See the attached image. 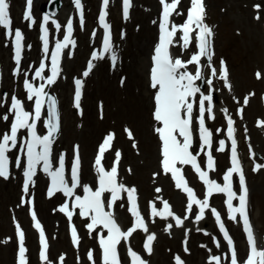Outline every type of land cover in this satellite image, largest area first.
I'll list each match as a JSON object with an SVG mask.
<instances>
[{
	"label": "rangeland",
	"instance_id": "374dc122",
	"mask_svg": "<svg viewBox=\"0 0 264 264\" xmlns=\"http://www.w3.org/2000/svg\"><path fill=\"white\" fill-rule=\"evenodd\" d=\"M47 1L49 0H36L35 15L37 16L34 17V20L38 18V15L42 11V5ZM131 1H133L135 6L132 8L131 16L128 17V19H125L124 16L121 15L122 10L120 0L114 1L115 4L109 13V17L114 22L115 28L117 29L118 41L115 45V50L121 57L120 64L123 63L124 65L122 71L120 70V66L113 69L110 68L108 64H106L104 68H96L92 70L90 76L86 77L87 88L81 98V109L75 108L73 81H75L76 77H83V72L86 71L89 58L91 57L90 50L92 48V44L99 42L96 38L92 42L88 43V41H91V32L96 29V15L101 8V5H99L100 2L94 3L91 0H84L86 4V12L83 14L82 25L79 15L77 30L79 35H81L82 40H85L83 41L85 44L75 45L76 52L69 57L68 55L66 56L65 73L62 80L67 78V82H63V84H65L64 86H61L60 84L56 85L53 91L61 97L64 110V114L62 115L63 124L60 132V138L64 132L67 133L70 130L69 127L67 128L69 124L71 125V129L73 128V130H76V133L85 129V141L76 138V135L74 137L72 135V131L67 134V137L62 144L58 143L59 147H66L70 150L73 145L75 146L79 143L81 144L82 155L85 157L86 153H89V155L92 156L98 152L99 146L109 133H116L114 140L117 139L118 135H122L126 140H128L129 138L124 130L125 128L132 130L137 144L135 149L139 151V162L145 166L146 170H136V172L131 170L132 173L138 177V180L133 177L130 185L137 188L136 195H141L142 198V193L144 194L146 191L144 186L147 182L145 180L146 176L148 175V177H150L149 174L153 172L152 170L156 169L158 162L156 167H154L155 160L152 157L154 140L151 141L149 137H146L144 138V142L142 141V137L136 130L137 125L135 122H137V118L135 117L140 115V118H143L145 113L149 118L152 116V112H154L153 96L155 90H153L152 93L149 87V70L151 67L149 59L153 44L156 41L158 34L156 25L159 16L160 4L159 1L156 0V11H154V14L151 13V15H147L145 17L146 19H144L143 12L149 8V1ZM12 2L14 15L13 22L20 24V22L24 19L23 8L25 0H12ZM69 2L72 3L73 6V0H69ZM230 3L231 0H208V7L206 11L209 24L212 28H214L217 35L216 43L218 53L216 61L219 63L222 59L228 62L227 68L229 75L227 83L231 85V88L229 89V87H227L224 80H222V87H225L226 91H232V100L221 98L220 96L218 97L219 99L216 107L212 109V114H214L215 119H210L209 113H205L206 126L212 131L214 136L212 141H215V145L212 147V155L217 159L218 166L220 165L217 167V161L214 159L215 170L209 171V176L211 179L221 183L223 178L221 171L225 170V175L227 169L231 167V163L228 161V150H226L227 135L225 133V118H223V114L225 113V110H227L226 112H228V114L238 116L237 113L240 112L239 110L242 108L243 112H240L241 116H238V124L242 140L241 150L244 160L246 159V173L249 176L248 180L252 190L251 215L257 228L259 229L260 240L264 245V168H261L259 171H254L256 164H264V132L261 130L264 126V102L261 101V99L264 100V80L261 86L260 78L258 79L256 75L257 72H259L260 65H258V62L264 51V44L261 41L257 42L253 40L248 34L245 25L243 23H238L235 20L237 19L236 16L239 14V10L234 6V8L230 6ZM186 9L187 8L185 7L183 11V18L185 17ZM153 21H156V23H153ZM36 25L38 28H32L30 37L26 38L27 45L30 47V51H28V58L24 63L27 67L29 66L28 63H34L32 67L35 66V64L40 65L46 56H49L50 51L53 49L52 47L49 48L48 53L45 54V52H43L36 43L38 39H42L43 23L38 22ZM48 29L49 34H51V29L49 27ZM21 30L28 34V32L24 29ZM121 30L126 31L127 33V35L123 38L120 36ZM74 31L75 28L73 25V32ZM149 31H152V40L150 41L148 47L145 48L144 44L140 43L139 40L140 38L144 40ZM50 36L51 35H49V39ZM62 36L63 35H60L59 38L61 39ZM57 38L55 42L57 41ZM3 41L6 42L8 46L7 51L3 50L2 43L6 45ZM10 48L9 39H5L0 33V53L2 50L4 51L3 55L1 53L2 61L0 65H2V69L5 72V82L7 83V92H5V94L2 93L4 97L0 98L1 110L4 109L6 104L11 107L12 97L17 94L15 90L20 91L23 88V85L20 84V82L25 79L24 76L20 74H12V70L15 68V63L11 62L12 55L10 53ZM76 59L77 61L75 65L70 67L68 61L73 62ZM212 64L213 61L211 62V65ZM262 66L264 67L263 64ZM129 67H132L136 72V74L132 75V77L128 69ZM10 73L12 74L11 76ZM209 73L210 71H208L207 76ZM122 78L125 79L123 85H121ZM222 87L216 85V93L225 94L224 91H221ZM259 91L260 95L258 94ZM107 93H110L111 98H114V100L108 101ZM146 95V102L148 103L147 107H145L144 101ZM245 98L248 99V103L246 105L244 104ZM107 104L109 105V109L106 107ZM139 105L141 107V111L139 110ZM69 107H73L72 110L74 113H77L78 111L79 117L72 116V118L69 119V113H72ZM10 125L11 120L9 122V126ZM102 125H104V129L100 130ZM147 130L151 133L150 126ZM251 131L252 133H250ZM89 136H94L97 139L96 142L94 143L93 140H89ZM253 138H258V148H256V143L252 142ZM220 140H224L226 143L225 150L222 152L217 150L219 148ZM131 142L133 143V141ZM195 143L196 148L199 149V138H197ZM155 145L158 147V150H160V144L156 139ZM115 146L116 149L122 153L120 144L115 142ZM155 151H157V149H155ZM16 153L17 152L15 151L13 155L14 160ZM108 161H112V159H109ZM82 162L85 164L83 158ZM201 164L205 168V164ZM205 170H208L207 167ZM146 171L147 174H145ZM84 173L85 176L89 175L88 168L85 167ZM233 176L237 184L236 175L233 174ZM18 179L19 177L17 180L11 176H9L8 179L0 177V264L14 263V257H11L10 259V257L6 255V251L1 248V243L10 239L15 233H18L16 227L17 223L20 225V229L23 230V232L27 226L31 227L33 224L32 208H30L27 212L20 211L21 220H19L25 224L20 223L15 215L16 205L22 203L24 199L21 184L22 182L21 180L18 181ZM85 179H87V177H85ZM153 182L154 180H152V184ZM191 182L192 183H190L189 186L194 190L197 198L204 199L207 187L203 181L199 178V180L192 179ZM141 185H143V188ZM171 185L175 190L169 191L162 187L160 191L161 199L168 202L171 211L175 215L180 216L182 219L185 216L188 217L187 219H184L186 228L176 234H173L172 229H167L166 221H159L157 223L155 219H152L148 222L146 213L144 211L140 212L148 231L145 232L143 229H137L133 232L130 238L131 243L127 241L123 244V246H121V252L126 256L124 257L126 261L121 264H132L130 256L127 255V248L129 246L144 260L146 259L149 264H176L174 259L176 255H179L185 261V264H215V262L211 260V257L214 255L230 259V247L224 239V236L221 234L219 224L215 219V216L212 214L211 208H215L220 213L225 227L229 228L230 236L235 244L238 259L243 262L245 260V254L243 255V252L246 247L244 233L241 229V223L238 226L237 220L234 221L229 218L226 194L214 193L209 198L210 207L205 210L204 219L196 221L195 216L199 212V206L193 205V208L189 213L187 211V193H179L181 194V198L175 201L173 198V192L176 191L177 187L175 186V183ZM157 188L160 189V186H156V189ZM236 192L238 193V184ZM62 199L52 201L50 200L48 193L44 192L38 196H33L30 201H33V206L36 201L39 202L42 209L43 206L47 209L54 203L55 210L60 211L59 209L63 204ZM233 203L234 205H238V200H234ZM142 210H144V208ZM151 210L152 206H150V212ZM145 211L148 213V209H145ZM53 218L55 219L54 213ZM171 218L174 219V217ZM123 222L128 226V228L133 227L135 217L131 215L128 220L124 219ZM68 226L69 229H72V227L75 226L79 237V244H75L73 239L68 237L66 228H62V231L60 232L59 226L53 225L50 235H45V238L48 237L50 242L49 252L47 254V259H50V263L92 264V261L88 258V252L91 251L93 253L95 264H100L98 246L95 242L96 239H94L96 236L94 235L93 237L92 235L86 233L80 235L76 223L69 224ZM43 231L46 233L44 229ZM179 233H186V236L180 237L179 240H177L175 239L177 237L174 236ZM151 234H155V240L152 242V252L149 254L145 249V244L147 242V237ZM159 234L162 236L161 238H159ZM217 241H219V247H217ZM185 247L188 249L187 252H185ZM37 248L38 245H36V253L38 255ZM61 256L64 257L62 262L60 260ZM127 256L130 258V262H128ZM53 261H55V263ZM38 263L39 262H37V264Z\"/></svg>",
	"mask_w": 264,
	"mask_h": 264
},
{
	"label": "snow or ice",
	"instance_id": "6c2138e0",
	"mask_svg": "<svg viewBox=\"0 0 264 264\" xmlns=\"http://www.w3.org/2000/svg\"><path fill=\"white\" fill-rule=\"evenodd\" d=\"M77 9H80V22L83 24V10L81 0H74ZM33 0H26V11L24 13V20L31 21L33 24L35 20L32 16ZM162 5V20L159 23V40L154 48V54L151 57L152 66L150 69V87L154 91V112L153 119L157 123L154 127V132L157 134L161 141V166L164 174H171L175 180L176 187L182 189L188 196L187 211L190 213L193 205L199 206V212L195 216L196 221L204 219L205 210L210 207L209 198L214 193H224L227 196V207L229 210V218L236 220L237 215L242 218L244 231L249 244V252L243 264H264V248L258 247L257 238L254 229L251 225L248 209V187L245 181V175L240 163L237 152V142L234 138V121L228 117L227 134L231 139V167L227 169L226 174L223 176V184L218 183L216 180L211 179L209 171L215 170V161L211 151L212 145V131L206 126L205 113H209L210 119H215L212 114L211 102L213 96L211 92L205 95L201 92L200 87L195 83L202 77L200 64L202 58H207L209 67H211L213 57L212 37L214 35L213 29L205 22L206 20V6L204 0H190V7L187 9V17L184 23L177 25L172 22L171 17L182 15L178 11V6L181 0H160ZM109 0H103L104 11L99 16L100 24L103 26L105 32L103 37V53H111L112 66L115 67L118 56L113 49L111 41L110 24L106 22L107 7ZM264 5V0L260 3L254 4L257 10L256 20H260V10ZM131 7V0H123V16L125 19L129 17V9ZM9 0H0V26L7 29L8 37L14 36L15 45V73L20 74V63L22 60V52L24 49V34L17 28L12 29V18L9 12ZM50 17L45 15L43 17L42 26V40L43 50L45 54L49 51V29L47 27ZM156 23V21H153ZM57 23V30L60 29ZM73 34V24L71 21L67 23V32L63 40H57L55 49L52 51L51 60V74L45 76L44 71L46 64L41 62L39 68L35 71V77L39 78L45 83L36 86L33 82L29 81L25 74L24 87L27 92V99L34 100V110H25L23 102L12 97L11 112L14 113V120L11 123L10 131L4 132L0 136V177L8 179L10 176V158L8 153L11 149L17 147L18 134L22 129L28 131V137L23 139L19 148L20 153L26 155V167L23 169V176L25 177L23 183V192L27 195L29 193V186L35 183L34 176L36 175L37 167L42 165V170L51 178V187L48 190V195L52 196L57 192H62L65 196L71 198L74 196L75 189L83 187L84 195H75V202L73 209L69 208L67 203L60 207V211L66 213L69 220H71L74 210L79 209L82 217H90L91 222L86 225L89 230L94 231L96 227L102 226L107 230V235L103 232L99 234V244L102 250V264H121L118 246L122 241H127L132 236L133 232L137 229H143L147 232L148 228L144 222L143 217L139 211V205L136 195L135 187H126L123 183L118 182V166L121 160V152L115 150L114 163L110 170L105 169L102 164L105 153L112 149V144L115 139V133H109L101 143L98 149V155L95 158V171L98 173V188L93 190L89 185H81L80 182V153L79 145L74 147V158L71 165V184L66 178L65 172V154H60L58 159V167L53 168L52 164V146L57 133L60 130V118L57 110V100L51 96L45 89L46 86H51L56 83L62 71L60 61L64 54V49L69 45L75 46V41L71 38ZM179 34V35H178ZM195 34V35H193ZM95 35V33H93ZM123 38V36H122ZM195 40L198 51L193 53L188 60H184L179 56L173 55L171 49L175 45H179L183 50L189 49L190 45ZM47 58V56H46ZM102 56L96 52L92 54V60L101 59ZM90 60L87 64V70L83 72V76L87 77L95 67V64ZM196 65L195 74L187 70L188 65ZM220 79L224 80L229 89L231 85L228 81V68L226 62L222 59L220 61ZM212 76H216L217 68L211 67ZM257 78H260V73L257 72ZM125 79H121L123 85ZM209 85L212 80L207 81ZM84 81L82 79L75 80V108L81 109V98ZM200 93L198 100V116L196 121L198 124V134L200 140L199 150L205 152L207 156V169L201 167L198 163V153L194 154L192 151L194 144L193 135V111L196 94ZM208 102V107H206ZM248 103L245 98L244 104ZM47 104L48 116L45 122L47 129L46 134H39L37 131V122L41 120L42 109ZM102 108V105H101ZM227 110H225L226 112ZM241 113L243 109L239 110ZM82 115V110H81ZM3 120H8V115H4ZM125 133L129 140L133 141L132 146L135 148L137 144L131 129L125 128ZM219 131V130H217ZM218 151L225 150V141H219ZM254 155V154H253ZM179 165V166H178ZM183 165H190L198 173L199 178L207 187L206 196L204 199H198L194 190L188 185V182L183 175ZM15 166L21 168V158L17 156L15 159ZM264 168V164H256L254 171H259ZM131 171V169H129ZM233 174H238L240 193L238 194L233 189ZM157 192L161 190L156 189ZM105 193L109 195L106 197ZM122 193H127V200L129 202V211L135 217L133 227L128 228L126 231L122 230L116 219L114 213L111 211L112 207L118 200H122ZM238 200V205H234L233 201ZM107 201L108 209H105V202ZM28 200H23L22 203H28ZM123 206V205H121ZM212 214L215 216L219 224V229L223 233L224 239L230 247V264H241L238 259L237 251L234 241L223 223L220 213L211 208ZM152 216H160L161 218L174 217L177 226H183L184 219L175 215L167 201H164L163 210H158L153 204L151 210ZM32 217L35 220V227L40 230V242L43 250L40 253L42 260L47 261V242L42 225L36 217L35 210L32 211ZM19 236V251H18V264H28L26 258L27 249L24 246V232L20 229V225H16ZM172 224L167 225V229H171ZM199 230V229H198ZM72 239L75 244H79V237L75 226L72 227ZM155 240V234L147 237L145 244L146 251L151 254L152 242ZM219 247V241L216 242ZM188 249L185 247V252ZM128 255L131 257L132 264H147L138 253L133 251L129 246L127 248ZM88 258L95 264L93 253L88 252ZM64 257L61 256L60 260L63 261ZM176 264H185V261L179 256L174 257ZM211 260L215 264H220V256H212Z\"/></svg>",
	"mask_w": 264,
	"mask_h": 264
},
{
	"label": "bare ground",
	"instance_id": "6f19581e",
	"mask_svg": "<svg viewBox=\"0 0 264 264\" xmlns=\"http://www.w3.org/2000/svg\"><path fill=\"white\" fill-rule=\"evenodd\" d=\"M91 1H93L94 3H99L100 1H103V0H91ZM114 1L115 0H109V4H108V7H107L109 12L111 11L112 7L115 4ZM148 1H149L148 4H149L150 10L148 8L147 10H145L143 12V16H144L143 18L144 19H146L145 17L147 15H151V13L154 14V11H156V8H157L156 0H148ZM241 1H242V4H241ZM34 2L35 1L33 0V8L35 7L34 6ZM205 2H207V0H205ZM260 2H261V0H231L230 6H232V7L234 6V7L238 8L239 14L236 16L237 19H235V20L238 23H243L245 25V28H247L246 30L248 31V34L251 36V38L253 40L257 41V42L261 41L264 44V5H262V9L259 12V15L261 16V19L260 20H256L255 19V16L257 15V10L254 8V4L260 3ZM63 3H64L63 8L59 12V14H57L56 17L51 16L47 25L50 28H52L54 31H58L57 28H56V24L58 23L61 26L59 30L62 31L65 28V25L67 24V21L70 18H72V20L74 21L75 26H76V29H75L76 33L74 35V39H75V41L77 43L80 42V44H85L83 42L82 38H81V35H79V32L77 30L78 29L77 28V20H78V17H79L78 13H77L78 9L76 7H74V5L72 6V3H70L69 0H64ZM189 3H190V0H186L185 1V5H187ZM83 5H84V8H85L86 4L84 3ZM134 6H135V4L133 3L132 8ZM179 12L181 13V11H179ZM40 19L43 20V17L41 16ZM25 22H26V20H25ZM96 23H97L96 24V28L99 29L100 25H99V20L98 19L96 20ZM94 33H95V35L92 34L90 36L91 40L92 39H94V40L96 39L95 36L97 34H96L95 31H94ZM151 38H152V31H149L147 37L144 40L142 38H140L139 42L144 44V47L147 48L149 43H150V41L152 40ZM39 43L41 45H43V41L42 40ZM193 45H196L195 40H193L192 46ZM49 46H51V43H49ZM70 48H73V46L69 45L68 50ZM3 50L7 51L6 45H3ZM3 50L1 52L2 55L4 53ZM1 53H0V62L2 61ZM78 57H79V53H78ZM78 57H77V59H78ZM260 57H261V59L259 60L258 65H260L259 73H260V83H261V86H262V83H263V80H264V67L262 66V64L264 65V51L262 53V56H260ZM77 59L75 61H73V62L68 61L69 62V66L73 67L75 65ZM91 60H92V58H91ZM109 60H110V57H109L108 53H106L101 59L92 60V62L95 64L96 68L98 69V68H104L106 64L109 65ZM21 62L23 63V59L21 60ZM118 66H120V70L122 71L123 66H124L123 63H121V64L119 63ZM37 69H38V67L30 66L28 68H25V73H26L27 78L29 79V81L33 82L36 86H39V84L45 83V81H42L39 78L35 77V71ZM124 69H125V67H124ZM128 69H129V71L131 73L130 74L131 77H132V75L136 74L135 70L132 67L131 68L129 67ZM47 71H48V69L45 68V71H44V75L45 76L48 75ZM61 76H62V74L59 76V78L57 79L56 83L60 84L61 86H64L65 84H63V82H67L66 81L67 78H65L62 81H59ZM217 80H220V75L217 76ZM55 84H53L51 86H46L45 90L49 94H52L53 88L57 85V84L56 85ZM215 85H218V86L222 87V82H219V83L215 82ZM0 88H1L0 90H1V93H2L3 85L1 83H0ZM65 88H66V86H65ZM151 91L153 93L152 89H151ZM221 91H224L225 94L216 93L217 97L220 96L221 98H227V99L232 100V98H231L232 91H226L225 87L224 88L222 87ZM101 93H103V92H101ZM259 93H260V91L258 92V94ZM21 94H22V97H23V100H22L23 104L25 105L26 108H29V106L31 105V103L33 101H29L27 99V92H26L25 88L22 89ZM103 94H105V93H103ZM107 94H108V98H107L108 101L114 100V98H111V94L110 93H107ZM217 97H216V99H218ZM146 100H147V95L145 96V99H144L145 107H147V105H148ZM213 101H214V99L212 100V102ZM261 101L264 102V100H262V99H261ZM108 104H107L106 107L109 109V105ZM72 108L69 107V109L72 111V113L71 112L69 113V119H71L72 116L73 117H79V113H76V112L74 113ZM139 110L141 111L140 105H139ZM153 111H154V109H153ZM4 115H8V120L7 121L3 120V118H2ZM13 115H14V113L11 112V109L8 106H6L2 110V112H0V129H1V133L9 131L8 122H9L10 118ZM44 115H45V111L43 110L42 115H41V119L44 117ZM135 118H137L136 119L137 122H135L136 125H137L136 130L140 134V136L142 137V141L144 142V138H146V137H149L151 139V141L154 140V148H153V153H152V157L155 160L154 167H156L157 162H158V166L156 167V169L152 170L153 172L151 174H149L150 177H148V175L146 176L145 180L147 182L144 185L146 191H145L144 194L142 193V198H141V195H140V200H139V198L137 196L138 205H139V211L140 212L144 211L146 213V217L148 219V222H150L152 219H155V221L157 223L159 221L160 222H165L166 221V223H167L166 226L168 224H172V228H171L172 232H173V234H176V233L180 232L181 230H184V228H186V225L183 224L182 227L181 226H177L176 222H175V220L173 218L167 217L165 219V218H161L160 216L153 217L152 213L150 212V206H153V204H155V206H156V208L158 210H163V207H164L163 201L161 200V192H157L156 191V186H160V190L162 189V187L167 189V190H169V191L175 190L174 188H172L173 186L171 185V181L174 180L172 175L170 173L169 174H164V172L162 171L161 149L158 150V147L155 145V139L157 141H160L158 136H157V134L154 133V127H156L158 125L153 119V112H152V116L149 117V118H148L147 114H145V113H144L143 118H140V115H138ZM149 126L151 127V133H149L148 130H147V128ZM68 127H69L70 130L67 133L64 132L62 134L61 138L57 141V144L58 143L62 144L65 141V139L67 137V134L72 132V131H73L72 135L74 137L76 135V138H79V139H82L83 141H85L84 140L85 139L84 138L85 129H82L79 132L80 133L79 134V133H76V130H73V128L71 129V125L70 124L67 126V128ZM103 129H104V125H102L100 127V130H103ZM261 130L264 132V126H263V128ZM250 133H252V131ZM90 139L93 140L94 143L97 140L94 136H89V140ZM115 142L120 144L121 149H122L121 160H120V163H119V166H118V182L123 183L126 187H131L130 183H131V180L133 179V177H135L136 180H138V177L135 176L132 173V171L133 172H136V170L144 171V170H146V168H145V166L143 164H140L139 159H138L139 151L136 150L132 146V142L129 141V139L126 140L122 135H118V137H117ZM252 142L256 143V148H258V138H253ZM21 143H22L21 142V138L19 137L16 148L20 147ZM91 143L93 144L92 141H91ZM160 143H161V141H160ZM88 146H89V144H88ZM155 146H156V148H155ZM16 148L10 150L9 154L11 156H13L14 150ZM155 149H157V151H155ZM115 150H117V149H116L115 143L113 142L112 149H110L109 151H107L105 153L104 159L102 161V164L105 167V169L110 170L111 166L113 165ZM69 155L74 156V152L71 151L69 153ZM97 155H98V153L95 154V155H92V156H90L89 153H86V155L84 157V161H85V164H86V165L84 164V169H85V167L88 168L89 175L85 176L84 171H81V174H82L81 182H82L83 178H85V177H87L89 184H91V183H93L95 181V177L94 176H95V174L97 172L95 171L94 162H95V158H96ZM67 156H68V154H67ZM109 159H112V161H108ZM24 167H26V155L24 156V160H23V162L21 164V168H17L15 166V163L13 161L11 162V164H10L11 176L14 177L16 180L19 177L18 181L21 180V181L24 182V179H25V177L23 176ZM129 169H131L132 171H129ZM186 170H187V173L189 175L193 174V170L188 165L186 166ZM145 174H147V171H146ZM33 179H34L35 183L33 185L29 186V193L26 195L23 192L24 200H28L29 202L25 203V204L20 203V204L16 205L15 215H16L18 221L20 223H22V224H25L24 222L20 221L21 220L20 211H26L27 212L28 210H30V208H32V210L33 209L35 210L36 217H37L38 220H40V224L42 225V228L45 230L47 236L50 235V231L52 232L53 225H58L60 232L62 231V228H66L67 229V235L71 239L72 230H70L69 227H68V222L70 220L67 217L66 213H63V212L58 211V210H55L54 203H53V205L51 207H49L47 209L45 208V206H43V209H42L40 207V205H39V202H37V201H36L34 206L30 205L31 204L30 203V199L33 196H38V195H40V194H42L44 192L46 193L47 189L49 190V188L51 187V185L48 183V175L43 172L42 168H37L36 175L34 176ZM152 180H154L153 184H152ZM141 186L143 188V185H141ZM233 187L236 188L235 181H233ZM135 189H137V188H135ZM176 191L173 192V198H174L175 201H177L179 198H181V194H179V193H182V189L177 188ZM62 195H64L62 192H57L54 195L50 196V200H52V201H54L56 199L58 200L60 197H62ZM75 195H77L76 191L74 193V196L71 197V198H69V197L64 195L65 198H67L70 202H72V209L74 207ZM122 196H123V199L122 200H118L116 202V207H117V211L119 213V217L122 220H124V219L128 220L132 214L129 211L130 205H129V202L127 200V193H122ZM249 199L252 200L251 189H250V193H249ZM121 205H123V206H121ZM141 208L142 209L144 208V210H142ZM145 209H148V213L145 211ZM53 213H54L55 219L53 218ZM79 213H80V210L79 209H75L71 220L77 223L80 234L86 233V234L92 235L93 237H94V235H98V237H99V234L101 232H103L104 235H106V229H103V227H101V226L96 227V229L94 231L89 230L86 227V222L88 221L89 217H82ZM237 218H239V215H237ZM32 222H33L32 226L31 227L27 226V228L24 231V234H25L24 246L27 249V252H26L27 262H28V264H37V262H39L38 264H51L50 263V259L49 260L47 259V261H44L40 257V253L42 251V244L40 242V233H39V229H37L35 227V223H34L35 220L34 219L32 220ZM181 234L182 233L177 234L179 236L175 235L174 237H177L175 239L179 240L180 237H185L186 236V233L182 234V235ZM161 237L162 236L160 235L159 238H161ZM94 239H96L95 242L98 244L99 242H98L97 236L94 237ZM128 241H129V243H131L130 239ZM1 244H2L1 248L6 251V255L8 257H10V259H11V257H14V263L13 264H18L19 237L16 236V234H14V236H12L10 239L5 240ZM36 245H38V248H37L38 255L36 253ZM47 245H48V247H47V249H48L50 244H47ZM101 257H102V251H101ZM130 258L127 256L128 262H130ZM120 259H121V263H124L126 261L124 256L122 258L120 256ZM53 262L55 263V261H53ZM100 264H102V262H100ZM220 264H227V258L221 257Z\"/></svg>",
	"mask_w": 264,
	"mask_h": 264
},
{
	"label": "water",
	"instance_id": "95a60500",
	"mask_svg": "<svg viewBox=\"0 0 264 264\" xmlns=\"http://www.w3.org/2000/svg\"><path fill=\"white\" fill-rule=\"evenodd\" d=\"M60 3H61L60 0H53V1H52V4H54L55 7L59 6ZM46 9H47L48 11H51V10H52L50 7H47ZM52 12H53V13H56L55 10H52Z\"/></svg>",
	"mask_w": 264,
	"mask_h": 264
}]
</instances>
